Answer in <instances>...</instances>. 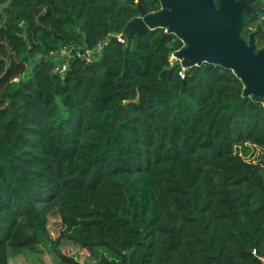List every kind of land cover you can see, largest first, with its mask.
Wrapping results in <instances>:
<instances>
[{"label": "trees", "instance_id": "obj_1", "mask_svg": "<svg viewBox=\"0 0 264 264\" xmlns=\"http://www.w3.org/2000/svg\"><path fill=\"white\" fill-rule=\"evenodd\" d=\"M257 3L241 35L260 50ZM141 7L162 5L0 0V264L43 243L81 264L67 242L88 264H264V97L215 63L182 78L165 27L119 41ZM131 174L152 179L151 205L132 206Z\"/></svg>", "mask_w": 264, "mask_h": 264}, {"label": "water", "instance_id": "obj_2", "mask_svg": "<svg viewBox=\"0 0 264 264\" xmlns=\"http://www.w3.org/2000/svg\"><path fill=\"white\" fill-rule=\"evenodd\" d=\"M255 0H160L161 10L134 18L125 37L165 27L184 42L174 53L172 65L184 67L203 62L234 70L245 83L246 96L264 97V47L256 51L255 34L241 35L245 12L256 10Z\"/></svg>", "mask_w": 264, "mask_h": 264}, {"label": "rangeland", "instance_id": "obj_3", "mask_svg": "<svg viewBox=\"0 0 264 264\" xmlns=\"http://www.w3.org/2000/svg\"><path fill=\"white\" fill-rule=\"evenodd\" d=\"M62 55L64 54L62 53ZM60 57L62 58L61 55ZM61 63L66 65L63 61ZM263 152V150L255 149V155L253 154L252 158L258 155V153L262 154ZM122 179L125 182L128 192L134 195L132 200L133 207L140 209L142 205L149 206L152 204L154 198V186L152 179L149 176L145 174L140 176L137 174H131ZM60 227L59 216L57 214H52L48 222V230L53 237L58 236ZM63 246V251L68 255L75 256L81 264H88L90 262V253L86 248L82 247L81 244L77 242H67ZM9 256L10 264H58V261L54 259V254L51 252V249L46 246L45 243L38 245L36 250H10Z\"/></svg>", "mask_w": 264, "mask_h": 264}, {"label": "built area", "instance_id": "obj_4", "mask_svg": "<svg viewBox=\"0 0 264 264\" xmlns=\"http://www.w3.org/2000/svg\"><path fill=\"white\" fill-rule=\"evenodd\" d=\"M117 39L121 42H125L127 40V38L125 37V34H119L117 36ZM101 47V45L98 47V49ZM64 55L67 53L66 49L63 50L62 52ZM95 54V51L94 50H87L86 51V57L87 59L89 60L90 59V56L94 55ZM174 57V54H172L171 56V61H172V58ZM67 68V65H63L61 69H66ZM184 70H185V67L183 66L182 69L180 70L179 74L182 78H184Z\"/></svg>", "mask_w": 264, "mask_h": 264}, {"label": "flooded vegetation", "instance_id": "obj_5", "mask_svg": "<svg viewBox=\"0 0 264 264\" xmlns=\"http://www.w3.org/2000/svg\"><path fill=\"white\" fill-rule=\"evenodd\" d=\"M254 4H255V5L258 4V3H257V0L254 1ZM251 33H253V32H251ZM251 33H249V39H250V34H251ZM254 34H255V33H254ZM246 40H247V39H246ZM247 41H248V40H247ZM256 51H258V50H256Z\"/></svg>", "mask_w": 264, "mask_h": 264}]
</instances>
